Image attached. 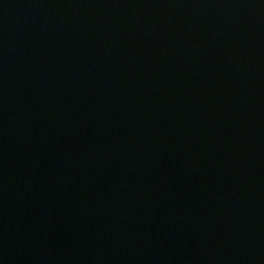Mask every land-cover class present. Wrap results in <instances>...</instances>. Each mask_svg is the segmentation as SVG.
I'll return each instance as SVG.
<instances>
[{"label":"water","instance_id":"water-1","mask_svg":"<svg viewBox=\"0 0 264 264\" xmlns=\"http://www.w3.org/2000/svg\"><path fill=\"white\" fill-rule=\"evenodd\" d=\"M0 250L264 264V0H0Z\"/></svg>","mask_w":264,"mask_h":264}]
</instances>
